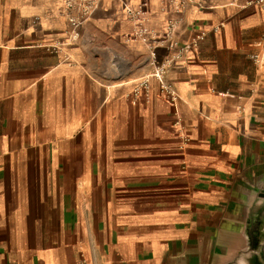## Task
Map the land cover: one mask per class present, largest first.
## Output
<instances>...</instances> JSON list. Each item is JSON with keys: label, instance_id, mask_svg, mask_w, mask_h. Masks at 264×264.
<instances>
[{"label": "crops", "instance_id": "1", "mask_svg": "<svg viewBox=\"0 0 264 264\" xmlns=\"http://www.w3.org/2000/svg\"><path fill=\"white\" fill-rule=\"evenodd\" d=\"M0 0V264H248L264 208V5ZM146 12L151 35L127 10ZM195 43L153 73L169 20ZM258 55L256 62L252 57Z\"/></svg>", "mask_w": 264, "mask_h": 264}, {"label": "built area", "instance_id": "2", "mask_svg": "<svg viewBox=\"0 0 264 264\" xmlns=\"http://www.w3.org/2000/svg\"><path fill=\"white\" fill-rule=\"evenodd\" d=\"M102 0H64V8L67 16V21L70 26V36L73 42H77L80 37V29L84 23L92 16L94 11L97 9L99 3ZM188 0H161L166 6L170 7L175 14L180 16L187 4ZM255 5L263 6L264 0H255L253 2ZM128 18L138 21L142 24L141 29L137 32V37L142 39L144 42L148 41V37L151 35L150 30L147 28L146 24V12L142 9L137 10H127ZM178 20H169L167 29L163 34L162 43L167 44L169 49L175 51V56L167 63H159L158 56L156 53L152 55L154 57L153 73L147 77L142 83V88L147 90L150 81L156 80L166 94L170 101L175 102L177 100V95L172 89V87L166 82V74L169 67L177 63L183 62L187 54L195 46V43L185 44L182 47L177 45L174 40L176 33ZM256 62L259 61L260 57L254 55L252 57Z\"/></svg>", "mask_w": 264, "mask_h": 264}, {"label": "flooded vegetation", "instance_id": "3", "mask_svg": "<svg viewBox=\"0 0 264 264\" xmlns=\"http://www.w3.org/2000/svg\"><path fill=\"white\" fill-rule=\"evenodd\" d=\"M246 234L247 249L238 256V260H246L248 264H264V208L253 215Z\"/></svg>", "mask_w": 264, "mask_h": 264}]
</instances>
